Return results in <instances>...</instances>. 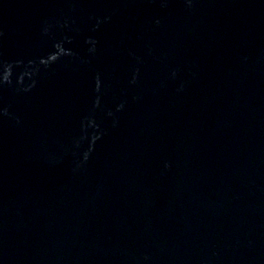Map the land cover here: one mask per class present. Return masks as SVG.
I'll return each instance as SVG.
<instances>
[{"label":"water","instance_id":"water-1","mask_svg":"<svg viewBox=\"0 0 264 264\" xmlns=\"http://www.w3.org/2000/svg\"><path fill=\"white\" fill-rule=\"evenodd\" d=\"M0 264H264V0H0Z\"/></svg>","mask_w":264,"mask_h":264}]
</instances>
